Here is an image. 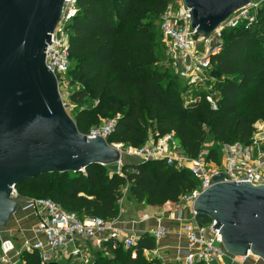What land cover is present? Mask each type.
Masks as SVG:
<instances>
[{
  "label": "trees",
  "instance_id": "16d2710c",
  "mask_svg": "<svg viewBox=\"0 0 264 264\" xmlns=\"http://www.w3.org/2000/svg\"><path fill=\"white\" fill-rule=\"evenodd\" d=\"M76 1L78 11L68 26L72 63L68 74L79 86L70 99L81 106L75 119L81 133L89 132L91 120L99 124L102 117L118 116L109 143L140 147L150 135L174 133L182 151L196 158L208 136L216 144L247 142L255 122L264 121V1L254 21L223 28V46L212 59L210 82L187 83L181 89L158 69L151 30L169 0ZM209 85L217 92V109L206 99ZM87 99L96 104L83 106ZM208 154L217 158L214 149ZM124 186L136 202L161 206L177 202L196 181L174 162L148 160L126 161L121 172L91 164L83 172L43 173L16 188L24 196L51 198L81 218L111 220L119 216ZM198 221L212 223L207 216ZM155 248L156 239L146 232L135 247L99 252L91 264H163L144 257V249ZM23 262L42 264L37 252L24 253Z\"/></svg>",
  "mask_w": 264,
  "mask_h": 264
},
{
  "label": "built area",
  "instance_id": "2783aa9c",
  "mask_svg": "<svg viewBox=\"0 0 264 264\" xmlns=\"http://www.w3.org/2000/svg\"><path fill=\"white\" fill-rule=\"evenodd\" d=\"M260 1L254 0L236 10L208 37L197 34L192 28V12L183 0L177 7L168 5L160 21L163 47L182 67L187 83L198 82L207 85L210 82L213 77L212 59L223 46V28H236L244 22L254 21L261 6ZM77 11L76 0L64 1L60 21L51 34L52 43H48L45 50L46 65L56 75L59 86L68 83L65 76L72 64L68 26ZM208 88L206 99L213 109H217V92L211 85ZM117 119L118 116L108 118L104 123L92 127L86 135L108 138ZM253 128L252 136L247 142L217 144L214 149L216 159L208 158L209 152L196 158L188 156L177 143L174 133L152 135L140 147L111 143L121 153L137 160L174 162L176 167L188 169L196 181V186L181 195L177 202L167 201L162 205V212L155 217L157 226L150 231L157 244L171 234L184 239L185 247L178 248L174 262L167 264H253L252 260H261L251 253H228L222 244L221 234L213 229L214 222L202 225L193 209L197 197L216 182L214 176L218 174L222 175L219 181L264 184V121L255 122ZM210 163H217L220 167L210 168ZM122 165V161H119L118 172H121ZM11 196L18 203L12 218L20 212L32 211L37 222L31 230L32 235L24 237L20 244L13 237H3V229L0 228V264L10 262L11 254L19 250L37 252L42 264L60 263L69 259L91 264L96 258L95 253L110 252L119 247L127 249L138 244L140 235L127 232L122 227L119 216L111 220L101 217L81 218L78 213L66 210L51 198L24 196L16 186H12ZM175 206L179 207L173 210ZM165 220L176 224L177 228L173 224L165 225ZM144 252L159 255L157 248L152 251L144 249Z\"/></svg>",
  "mask_w": 264,
  "mask_h": 264
},
{
  "label": "water",
  "instance_id": "95a60500",
  "mask_svg": "<svg viewBox=\"0 0 264 264\" xmlns=\"http://www.w3.org/2000/svg\"><path fill=\"white\" fill-rule=\"evenodd\" d=\"M64 1L0 0L1 229L18 208L12 186L43 173H76L91 164L125 163L123 153L107 138L79 131L57 77L46 65L45 50L52 43ZM252 1L183 0L192 12V28L203 37ZM221 178L214 176L216 182L195 200L196 217L212 219L228 253H251L264 262V184Z\"/></svg>",
  "mask_w": 264,
  "mask_h": 264
},
{
  "label": "rangeland",
  "instance_id": "374dc122",
  "mask_svg": "<svg viewBox=\"0 0 264 264\" xmlns=\"http://www.w3.org/2000/svg\"><path fill=\"white\" fill-rule=\"evenodd\" d=\"M264 0H261L260 4H263ZM182 2V0H169L168 5H172L174 7L179 6V4ZM160 21H161V16H155V18L153 19L152 22V26H151V30L155 35V41L157 42V47H156V53L157 56L159 58V61L157 63V67L159 70H161L162 72H165L166 76L168 79H174L177 82V87L179 89H181L185 84H187V80L181 75L183 74V69L182 67L175 61V59L166 52V50L163 47V40H162V36H161V32H160ZM66 79L68 81L67 84H63L61 86H59V90H60V94L62 96L63 102L65 104V107L68 111V113L71 115V117L75 120L77 119V114L78 111L81 109V106L77 105L75 102H73L70 99V93L73 92L74 90L78 89L79 86L73 82H71V77L69 74H67ZM96 103L94 100L91 99H87L83 106H94ZM108 118L106 117H102V121L99 124L104 123ZM76 121V120H75ZM98 123L93 122V120H91L90 124H89V128L91 129L94 126L99 125ZM217 146V144L215 142L212 141V138L210 136H208L206 138V144L204 145V147L201 150V153L203 156H205L211 149H215ZM123 161H137V158H134L132 156H128L126 154L123 153L122 156ZM212 162V161H210ZM108 167V169L110 171L118 170V163L117 164H112V165H106ZM210 168H219L220 165L216 163V165L214 163H210L209 164ZM115 167V168H114ZM121 192H122V199L119 200L118 202V210H119V215L123 214V211L127 210V207H132V213L130 214L129 218L131 220H134L137 216V213H133L135 212V208L136 207V201L132 198H130L128 196V186H124L123 188H121ZM41 196H47L46 194H38ZM179 206H175L173 207V210L178 209ZM123 210V211H122ZM13 222H15L13 220ZM12 221L8 224L7 227H5L2 230V236L3 237H13L14 234L16 233L14 229V226H12L13 223ZM20 249V247L18 248ZM24 253H26L25 251H17L14 252L13 254H11V261L7 262V263H1V264H23V256ZM144 257L148 258V260L151 262L153 260H160L163 262V264H167V260L162 259L161 255H149L146 252H143ZM260 262L262 260H259ZM259 261H254L252 260V262H259ZM263 262V261H262ZM58 264H81L79 261L76 260H63Z\"/></svg>",
  "mask_w": 264,
  "mask_h": 264
},
{
  "label": "crops",
  "instance_id": "0c3cea01",
  "mask_svg": "<svg viewBox=\"0 0 264 264\" xmlns=\"http://www.w3.org/2000/svg\"><path fill=\"white\" fill-rule=\"evenodd\" d=\"M183 76V74H181ZM184 77V76H183ZM185 78V77H184ZM152 135H150L151 137ZM122 199V198H121ZM135 212L137 213V216L134 220H131L129 218L130 214L132 213L131 208L127 207L126 211H123L122 215H119V219L121 220L122 227L130 233H135L136 235H142L146 232H150L153 228H156L157 221L155 217L159 215L162 212V205L161 206H145L143 203L136 202ZM13 220L15 222H13ZM11 221L15 224H12L14 226L15 234L13 238L16 239L17 243L20 244L24 237H29L32 235L31 230L35 226L37 222V218L34 215L32 211L27 212H20L14 218L11 219ZM10 221V222H11ZM165 225H171L173 224L175 228H177V225L169 222L168 220L164 221ZM185 241L184 239L176 234H171L166 237H164L158 244L157 249L159 255L164 257L165 260H167V263H173L174 259L176 257V250L178 248L185 247ZM110 254V252H108ZM99 254L95 253V256L97 257ZM78 261V260H76ZM80 262V261H79ZM83 264L82 262H80ZM253 264H264V262H252Z\"/></svg>",
  "mask_w": 264,
  "mask_h": 264
}]
</instances>
